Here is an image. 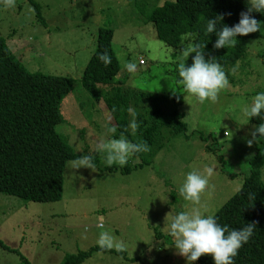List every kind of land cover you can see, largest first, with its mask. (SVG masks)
Returning a JSON list of instances; mask_svg holds the SVG:
<instances>
[{
	"label": "rangeland",
	"instance_id": "1",
	"mask_svg": "<svg viewBox=\"0 0 264 264\" xmlns=\"http://www.w3.org/2000/svg\"><path fill=\"white\" fill-rule=\"evenodd\" d=\"M34 1L46 25L37 22L29 0H11L10 4L0 0V37L30 72L77 81L62 106L65 122L57 129L69 137L76 153L88 147L106 165L104 154L94 151L96 143L102 137L117 138V129L112 137L105 136L107 127H115L112 116L82 85L98 31L104 27L114 30L119 78L127 75L129 86L160 95L182 93L174 70L190 43L178 50L167 47L158 39L154 25L146 21L154 5L173 0H160L161 4L159 0L137 4L134 0ZM260 32V38L248 42L247 59L230 68V77L225 74L229 86L218 93L215 102L200 103L185 94L182 111L190 140L184 135L174 139L153 165L124 175L96 167L69 170L67 164L63 198L56 203H26L0 194V264H24L22 257L30 264H60L67 254L100 246L101 233L111 236V249L117 251L116 245H123L122 255L96 252L84 264H186L171 247L173 238L167 233L171 216L191 207L176 190L185 174L192 169L202 174L212 169L211 188L201 194L200 207L214 215L241 189L249 174L255 146L248 143L252 140L250 117L242 108L264 91V28ZM126 62L136 65L134 72L125 69ZM237 67L241 71L234 72ZM201 134L211 137L203 141ZM208 145L224 158L225 171L217 157L206 151ZM127 163L133 166L139 159L130 156Z\"/></svg>",
	"mask_w": 264,
	"mask_h": 264
},
{
	"label": "trees",
	"instance_id": "2",
	"mask_svg": "<svg viewBox=\"0 0 264 264\" xmlns=\"http://www.w3.org/2000/svg\"><path fill=\"white\" fill-rule=\"evenodd\" d=\"M134 1L137 4L142 0ZM29 2L37 22L46 25L41 7L34 0ZM158 4H161L160 0ZM245 10V0H173L154 5L146 21L154 25L158 39L167 47L178 50L183 44L199 43L205 59H214L221 64L230 77V68L247 59L248 42L260 38L261 32L238 35L235 46L215 49L213 45L217 36L215 32L207 33L206 25L208 19L221 15V23L231 27ZM251 15L262 21L263 13L253 12ZM113 40L111 27L99 29L96 49L85 68L82 85L92 98L103 102L112 116L117 138L123 135L133 143L147 144V152L131 155L133 160L139 159V163L133 166L127 163L109 167L94 158L99 171L128 175L136 169L153 165L159 153L177 137L184 135L190 140L182 111L187 93L181 88L182 93L160 95L129 86L127 75L119 78L121 65ZM105 51L111 58L107 66L98 59V55ZM193 55L191 53L185 66L191 64ZM140 65H145L144 58L140 59ZM175 67V81H178L177 65ZM235 71H241V68L237 67ZM76 82L68 76L30 72L10 50L7 41L0 37V194L26 203L62 200L68 162L89 153L88 147L85 152L76 153L69 137L57 129L65 122L62 106ZM133 120L137 122L135 132L129 127ZM260 123L264 121L259 117L250 118L251 134ZM201 135L203 141L211 137ZM256 136L252 140L255 155L250 160L247 178L241 189L215 213L217 222L230 229L255 222L254 233L238 250L233 258L234 264H264V137L258 133ZM83 139L81 135V142ZM206 151L217 157L222 171H225L224 158L211 145ZM96 252L122 255L121 251L95 246L65 255L60 264H84ZM22 259L24 264H30L24 257ZM196 263L213 264L210 255H202Z\"/></svg>",
	"mask_w": 264,
	"mask_h": 264
},
{
	"label": "clouds",
	"instance_id": "3",
	"mask_svg": "<svg viewBox=\"0 0 264 264\" xmlns=\"http://www.w3.org/2000/svg\"><path fill=\"white\" fill-rule=\"evenodd\" d=\"M11 3V0H6ZM246 10L239 14L238 22L231 27L222 24L221 15H216L208 19L206 25L207 33L215 32L217 39L213 47L215 49L233 47L236 44V37L255 33L264 28V22L255 19L251 13H264V0H245ZM218 26V30H217ZM201 45L197 42H191L186 48H183V59L177 64V81L188 95L196 98L200 103L206 99L215 102L218 93L229 86V81L225 72L218 62L214 59H205L202 53ZM190 53L192 56L191 64L185 66V59ZM98 59L107 66L111 62L108 53L102 52ZM128 72H134L136 65L126 62L124 65ZM175 92V91H174ZM131 111V110H130ZM243 113L250 117H259L264 121V91L257 92L252 104L242 108ZM129 127L135 132L137 122L133 120ZM116 133L115 127H107L106 137H112ZM264 137V123H260L252 132V140L257 137ZM252 140L248 143L251 144ZM95 153L104 154L106 166L113 163L124 165L128 158L136 153L147 152L148 146L145 143H133L121 135L119 138H101L96 143ZM94 157L91 153L81 154L78 159L68 162L69 170L87 168L93 170L96 165L93 162ZM212 169L208 168L202 174L199 170L192 169L188 171L183 182L177 186L179 196L191 207L189 210L180 211L171 216L167 225V233L173 238V247L176 252L186 259V264H192L202 255H210L213 264H234L233 258L243 244H246L254 233L255 222L245 223L240 228H229L227 225H221L217 222L214 214H207L206 210L201 211V194L206 188L210 189L209 177ZM187 207V206H186ZM98 244L101 247L111 248L112 238L108 233H101ZM117 251H123L121 244L116 245Z\"/></svg>",
	"mask_w": 264,
	"mask_h": 264
}]
</instances>
